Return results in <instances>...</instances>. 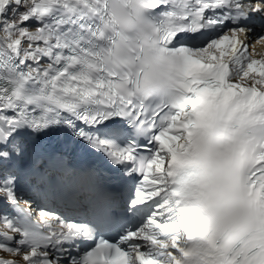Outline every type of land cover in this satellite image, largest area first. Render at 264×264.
I'll return each instance as SVG.
<instances>
[{
    "label": "snow or ice",
    "instance_id": "1",
    "mask_svg": "<svg viewBox=\"0 0 264 264\" xmlns=\"http://www.w3.org/2000/svg\"><path fill=\"white\" fill-rule=\"evenodd\" d=\"M257 45L264 0H0V264H264Z\"/></svg>",
    "mask_w": 264,
    "mask_h": 264
},
{
    "label": "bare ground",
    "instance_id": "2",
    "mask_svg": "<svg viewBox=\"0 0 264 264\" xmlns=\"http://www.w3.org/2000/svg\"><path fill=\"white\" fill-rule=\"evenodd\" d=\"M264 55V48H260L259 52L257 53V57L259 58V56Z\"/></svg>",
    "mask_w": 264,
    "mask_h": 264
}]
</instances>
